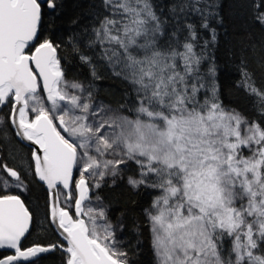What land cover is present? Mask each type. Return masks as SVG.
<instances>
[{
  "label": "snow or ice",
  "instance_id": "snow-or-ice-1",
  "mask_svg": "<svg viewBox=\"0 0 264 264\" xmlns=\"http://www.w3.org/2000/svg\"><path fill=\"white\" fill-rule=\"evenodd\" d=\"M45 5L54 25L56 0H0V107L10 108L5 128L10 119L15 135L37 146L28 171L66 245L22 250L33 217L19 196L0 195V249L14 250L0 264H37L57 250L64 264H133L119 247L124 223L90 196L130 169V189L160 192L144 210L155 264H264V124L221 102L209 56L215 0H170L166 12L154 0H101L98 23L69 43L94 79L98 59L126 82L120 110L66 79L60 45L41 39ZM255 7L264 27V0ZM237 87L264 117V87L246 67ZM0 171L15 181L0 178L5 188L28 190L19 171L6 163Z\"/></svg>",
  "mask_w": 264,
  "mask_h": 264
},
{
  "label": "trees",
  "instance_id": "trees-1",
  "mask_svg": "<svg viewBox=\"0 0 264 264\" xmlns=\"http://www.w3.org/2000/svg\"><path fill=\"white\" fill-rule=\"evenodd\" d=\"M170 0H154L167 11L166 5ZM218 17L212 20V26L217 32V43L209 50V56L217 65V82L220 99L226 109L235 108L249 121L257 120L264 124V117L253 106L252 98L248 97L242 88L237 87L241 79V67H246L254 75L259 87H264V27L256 22L257 8L260 0H215ZM58 16L53 25V16L44 8L43 22L40 28L41 39L48 38L54 44L60 45L57 55L61 59L62 67L69 81L76 80L90 85L97 104L120 110L124 103L126 82L112 75L111 70L104 66L103 61L94 59L98 65L97 74L100 79H94L88 65L80 62L79 56L71 48L69 38L74 34H82L98 23L96 14L100 10L101 0H56ZM264 11V9H260ZM76 23L73 24L72 22ZM31 51V50H28ZM124 114L129 115L126 110ZM10 108L0 107V121L8 132L9 141L0 138V165L7 164L16 169L26 178L28 190L23 193L6 194L17 195L24 202L25 207L33 217L31 228L22 242V250L34 245L48 246L61 243L52 230L48 220V196L44 188L33 180V173L22 171L16 158L11 157L15 146L27 154L28 169L31 163L29 149L19 145L10 126V119L5 128V118L9 117ZM33 117L30 115V118ZM66 135V134H65ZM245 155H251L247 149ZM17 160V159H16ZM135 165H132V169ZM131 169L124 173V179L118 183L104 182L99 189L92 190V200L98 195L101 203L106 207L108 218L113 224L122 221L125 225L121 232V247L129 252L133 264H154V254L151 247V234L148 229L145 209L150 208L153 198L160 195L158 190H132L126 183ZM1 193L0 195H6ZM61 206L62 203H61ZM139 231H134L135 228ZM230 247V244H229ZM8 255L0 251V257ZM37 264H64V255L60 250L44 253Z\"/></svg>",
  "mask_w": 264,
  "mask_h": 264
},
{
  "label": "rangeland",
  "instance_id": "rangeland-1",
  "mask_svg": "<svg viewBox=\"0 0 264 264\" xmlns=\"http://www.w3.org/2000/svg\"><path fill=\"white\" fill-rule=\"evenodd\" d=\"M33 50H34V48H32V51ZM109 108H111V107H109ZM111 109H113V108H111ZM113 110H116V109H113ZM30 115L34 116V114H31V113H30ZM0 130H4L2 121H0ZM9 140H10V137L8 135L6 141H9ZM10 155H11L12 158L14 157V158L17 159V160L15 159V162L17 161V165L22 171H25V172L28 171V162H27V158L28 157H27V154L24 151H22L20 148L15 146V148L13 149V153H11ZM0 178H7L8 179V177L4 174L3 171H0ZM76 178H78V173L76 174ZM115 180H116L115 183H118V182H121L122 179L117 177V178H115ZM9 181L11 182V184H15V182H12L11 180H9ZM106 181H108L110 183H113L112 182L113 178L112 177H106ZM89 183H91V181H89ZM72 190L74 191V189H72ZM94 190H96V189H93V191ZM0 192L1 193H5V194L9 193V192H13L15 194L23 193V191H21L20 189H18L16 187H12L11 185H9L7 188H5L2 184H0ZM60 202L62 203V205L64 204V198L63 197H61V201ZM93 203H97L95 201V199L93 200ZM99 203H101V202H99ZM117 236L121 237L119 229L117 230ZM154 264H155V257H154Z\"/></svg>",
  "mask_w": 264,
  "mask_h": 264
},
{
  "label": "water",
  "instance_id": "water-1",
  "mask_svg": "<svg viewBox=\"0 0 264 264\" xmlns=\"http://www.w3.org/2000/svg\"><path fill=\"white\" fill-rule=\"evenodd\" d=\"M46 6V5H45ZM47 8V7H46ZM48 10V9H47ZM50 11V10H48ZM34 51V50H33ZM33 68H34V65H33ZM46 99V97H45ZM10 126H11V121H10ZM11 129L13 131V134H14V137L15 139L20 142L21 145H23L25 148L29 149L30 152L32 149L36 148L37 146L36 145H33L31 144L30 141H27V140H22L20 137L16 136L15 135V129L12 128L11 126ZM30 160H31V164L33 165L34 167V161H32V155H30ZM3 165V164H2ZM4 174L7 176V173L4 172ZM8 177V176H7ZM9 180H11L12 182H15L14 180H12L11 177H8ZM39 183V182H38ZM40 184V183H39ZM72 189H74V184L72 185ZM45 190V189H44ZM21 199V198H20ZM61 203V202H60ZM50 205H51V201L49 200L48 198V220H49V224H50V211H51V208H50ZM73 213H74V206H73ZM72 214V213H70ZM51 226V224H50ZM30 228H31V223H30V226H29V231H30ZM52 230L54 231V233L56 234V236L58 237L59 241L60 242H63L65 245H66V241H63V238L59 235V233L56 231V228L55 226H51ZM29 233V232H28ZM28 233L25 234V237L22 238V241H21V244L22 242L24 241V239L27 237ZM1 252H4V253H7V254H14V250H9V249H0ZM49 253V252H47ZM44 253H41L39 254V257H41V255H43ZM21 264H25V262L21 261Z\"/></svg>",
  "mask_w": 264,
  "mask_h": 264
},
{
  "label": "bare ground",
  "instance_id": "bare-ground-1",
  "mask_svg": "<svg viewBox=\"0 0 264 264\" xmlns=\"http://www.w3.org/2000/svg\"><path fill=\"white\" fill-rule=\"evenodd\" d=\"M48 12H49V11H48ZM30 50L32 51V49H30ZM26 51H28V50H26ZM16 141H17V140H16ZM17 143H18L19 145H21L20 142L17 141ZM21 146H23V145H21ZM23 147H24V146H23Z\"/></svg>",
  "mask_w": 264,
  "mask_h": 264
},
{
  "label": "flooded vegetation",
  "instance_id": "flooded-vegetation-1",
  "mask_svg": "<svg viewBox=\"0 0 264 264\" xmlns=\"http://www.w3.org/2000/svg\"><path fill=\"white\" fill-rule=\"evenodd\" d=\"M45 8H46V6H45ZM47 9V8H46Z\"/></svg>",
  "mask_w": 264,
  "mask_h": 264
}]
</instances>
